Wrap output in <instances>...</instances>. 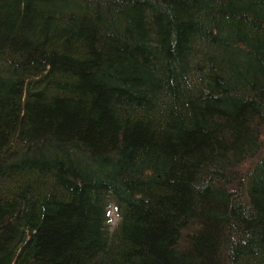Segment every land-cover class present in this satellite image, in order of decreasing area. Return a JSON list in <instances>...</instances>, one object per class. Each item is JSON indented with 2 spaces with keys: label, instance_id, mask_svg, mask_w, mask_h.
I'll list each match as a JSON object with an SVG mask.
<instances>
[{
  "label": "trees",
  "instance_id": "1",
  "mask_svg": "<svg viewBox=\"0 0 264 264\" xmlns=\"http://www.w3.org/2000/svg\"><path fill=\"white\" fill-rule=\"evenodd\" d=\"M263 128L264 0H0V264H264Z\"/></svg>",
  "mask_w": 264,
  "mask_h": 264
},
{
  "label": "rangeland",
  "instance_id": "2",
  "mask_svg": "<svg viewBox=\"0 0 264 264\" xmlns=\"http://www.w3.org/2000/svg\"><path fill=\"white\" fill-rule=\"evenodd\" d=\"M261 137L263 138L264 140V128L261 130V133H260ZM111 210H110V218H111V228H113L116 223L119 221V217H118V214H117V210H116V207L114 206H111Z\"/></svg>",
  "mask_w": 264,
  "mask_h": 264
}]
</instances>
